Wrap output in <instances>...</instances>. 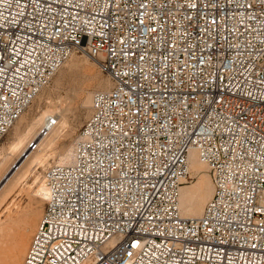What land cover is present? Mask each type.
Here are the masks:
<instances>
[{"label": "built area", "instance_id": "1", "mask_svg": "<svg viewBox=\"0 0 264 264\" xmlns=\"http://www.w3.org/2000/svg\"><path fill=\"white\" fill-rule=\"evenodd\" d=\"M75 55L111 86L43 173L22 264H264V0H0V142ZM191 152L214 186L199 218Z\"/></svg>", "mask_w": 264, "mask_h": 264}, {"label": "rangeland", "instance_id": "2", "mask_svg": "<svg viewBox=\"0 0 264 264\" xmlns=\"http://www.w3.org/2000/svg\"><path fill=\"white\" fill-rule=\"evenodd\" d=\"M108 80L107 75L102 74L87 57L75 55L65 63L53 78L51 84L42 91L22 116L20 119L22 121L19 120L20 123H16V128L13 127L0 142V152L8 153H4L7 159L0 167V194L14 181V174H20L21 170L17 171V168L25 160V158L22 159V155L33 147V144H38V142L36 143L37 138H42L40 133L44 121L37 128L36 136L27 138L28 140L25 139L24 145L18 152L10 151V154L8 151L10 145L16 143V140L18 141L21 136H24L25 128L23 124L31 121L33 117L38 118L42 115L41 112L37 113V106L42 110V104L47 99L54 101L55 110H51L45 118L51 114L57 117L58 113L62 111V105L67 106L72 111L68 128H65L54 140L52 150L54 155L49 158L47 168L57 164L60 153L67 150L68 147L74 146L89 115L92 96L99 91L107 90V85L110 83ZM49 137V135L46 136V138ZM32 152H35V150L30 149L28 155ZM31 170L26 181L17 184L14 191L0 206V264L22 263L45 210V200L36 192L38 188L36 178L40 176V180H42L43 170L38 167H33ZM205 171V174L209 175L208 178L211 180L210 172ZM197 180V178L189 175L183 187L194 188L198 185Z\"/></svg>", "mask_w": 264, "mask_h": 264}, {"label": "bare ground", "instance_id": "3", "mask_svg": "<svg viewBox=\"0 0 264 264\" xmlns=\"http://www.w3.org/2000/svg\"><path fill=\"white\" fill-rule=\"evenodd\" d=\"M108 81L110 83H109V85H107V90L111 86V81L110 80H108ZM103 91H105V90H103ZM99 92H101V91H99ZM90 103H91V101H90ZM42 105H43L42 110H40V107L37 106V113L39 114L41 112L42 115H40V117H38V118L33 117V119L31 121H28L26 124L25 123L23 124V127L25 128L24 136L20 135L21 137L18 139V141L16 140V143L10 145V148L8 147L9 148L8 151L9 152L10 151H12V152L17 151L18 152L22 148V146L24 145V142L26 140H28L27 138H30V137L33 138L34 136H36L37 128L39 127L40 123H42V121H44V123H43V126H44L45 121L47 119H49V118L54 119L57 122L56 126L54 128H52L51 131L49 132V134H48L50 136L49 138H46V137L37 138V139L35 138L36 143L38 142L36 148L34 149L35 152H32L28 155L30 149L32 150V147H31L28 151L25 152L24 155H22L23 156L22 159L25 158V160L17 168V171L21 170V172H20V174H17V173L14 174V176H13L14 181L11 182L9 184V186L0 194V206L3 204V202L9 196V194L12 191H14L15 186L17 184L19 185V183L26 181V179L28 178L29 173H30V171H32L31 169L33 167L41 168L43 170V173L48 169V167L46 168V166L48 164V160L52 155H54L52 152L54 140L56 137H58V135L65 128H68V124H69L68 122L70 121V118L72 116L71 109H69L65 105H62V107H61L62 111H60L58 113L59 115L57 117H55L51 114L45 118V116L48 115V113H50L51 110H55L54 109L55 104H54V101L52 99H47ZM89 113H90V105H89ZM44 118H45V120H43ZM18 121L16 123H20V121H22V120H20L19 122ZM15 125L13 127L16 128ZM24 128H23V130H24ZM33 146H34V144H33ZM74 150H75V144L73 147L70 146L67 148V150L60 153L58 155V162L55 165L65 166V165L72 163L73 158H74ZM4 153H5L4 151L0 152V167L6 162V159H7L6 155H5L7 152L5 154ZM10 154H11V152H10ZM205 170H208V172H209L208 167L199 161L197 153L191 152L190 156H189V175L198 179L197 180L198 185L194 188H191L189 186H184V187L182 186V188L180 190L179 207H180V211H181L182 215L185 218H199V217H201V215L204 212L206 205L209 203V201L211 200V198L213 196L214 186H213L212 177H211V180H209V178H208L209 175L207 176L205 174V172H206ZM42 178H43V176H42ZM36 180L38 181L37 182L38 188H37L36 192H37V194L42 196L44 199L45 198V196H44L45 191H44V186H43V179L40 180V176H39L36 178ZM7 183H9V182H7Z\"/></svg>", "mask_w": 264, "mask_h": 264}]
</instances>
